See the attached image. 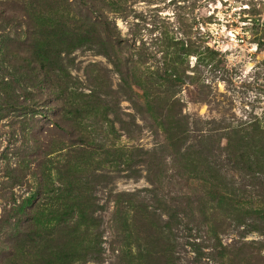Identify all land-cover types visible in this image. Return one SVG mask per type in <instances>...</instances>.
I'll return each mask as SVG.
<instances>
[{
    "label": "rangeland",
    "instance_id": "1",
    "mask_svg": "<svg viewBox=\"0 0 264 264\" xmlns=\"http://www.w3.org/2000/svg\"><path fill=\"white\" fill-rule=\"evenodd\" d=\"M55 22L68 89L27 66ZM79 210L75 264H264V0H0V264Z\"/></svg>",
    "mask_w": 264,
    "mask_h": 264
},
{
    "label": "trees",
    "instance_id": "2",
    "mask_svg": "<svg viewBox=\"0 0 264 264\" xmlns=\"http://www.w3.org/2000/svg\"><path fill=\"white\" fill-rule=\"evenodd\" d=\"M36 19L39 20L41 24H45L46 19L42 17L40 18V16ZM39 22L38 25L40 24ZM55 24L56 22L48 28H42L40 26L34 28L32 33L33 37L29 38L25 45L27 50H29V53L26 56L27 66L29 67L30 74L37 80L39 76L45 75L49 80L53 79L56 82L63 83L65 88L68 89L69 86L67 85V80H64L63 78L67 76L65 73L64 59L62 57L64 50H67L64 49V44L67 46L72 45V49H77L81 48L85 41L80 39L78 35H75V38L67 37L62 23H58L56 26ZM36 61H38V63ZM57 73H59V75ZM79 106L81 105H78L76 102L72 103V107L78 109ZM25 208L26 205H22L20 211H25ZM77 212L79 213L77 220L74 221L73 219L66 217L60 221L57 232L58 236H56L55 239L49 238L50 246L56 249L54 251L46 249V256L43 254L38 255V259L34 260L35 264H75L78 260H81L80 258L83 257L82 254L77 255L73 251L71 253L68 252L70 249L72 250V248L71 242L67 245L64 241L67 237H64L63 235L60 237V235L64 233L68 237L72 235V238L75 240L77 239V242H80L81 239L80 236H78L80 229L82 226L86 227L89 222H92L93 217H91V214L83 210ZM91 226L96 227L97 224L93 223ZM36 235L37 238L45 240V237H42V235L37 234L35 231V236ZM49 243L47 241V244ZM99 248L101 250V247L97 244L96 253L98 255L101 253Z\"/></svg>",
    "mask_w": 264,
    "mask_h": 264
}]
</instances>
